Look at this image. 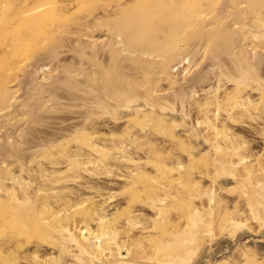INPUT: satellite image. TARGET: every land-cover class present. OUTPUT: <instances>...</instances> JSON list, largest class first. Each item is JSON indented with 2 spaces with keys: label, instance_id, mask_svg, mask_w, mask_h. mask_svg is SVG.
Returning a JSON list of instances; mask_svg holds the SVG:
<instances>
[{
  "label": "rangeland",
  "instance_id": "1",
  "mask_svg": "<svg viewBox=\"0 0 264 264\" xmlns=\"http://www.w3.org/2000/svg\"><path fill=\"white\" fill-rule=\"evenodd\" d=\"M233 1L0 0V264H264V36L219 44L264 0Z\"/></svg>",
  "mask_w": 264,
  "mask_h": 264
},
{
  "label": "bare ground",
  "instance_id": "2",
  "mask_svg": "<svg viewBox=\"0 0 264 264\" xmlns=\"http://www.w3.org/2000/svg\"><path fill=\"white\" fill-rule=\"evenodd\" d=\"M238 2H239L238 0H234L232 2L233 3V6H237L239 4ZM251 4H253V7L250 8L251 9L250 11H248L246 14H244L245 15V18H244V15L243 16L242 15H240V16H238V15L237 16H234V15L231 14L234 17L233 18L234 24L235 25H239V28L236 31L235 38H233V37L230 38V36H228V37L225 38L226 35H223L222 36L221 41H220L219 44L224 46L223 47V52H227V50H228V52H230L232 50L231 48H233V46H236L235 48H237L239 46L238 45V40L239 39L236 38V37H239L240 40H244V38H245L246 35H247V37H249L248 34H251V36H252L251 38L252 39H254V38L259 39L262 36H264V35H260V36L252 35L253 33H256V32H264V27H263L264 26V11L259 10L257 4H255L253 1L251 2ZM238 12H239V10H238ZM227 18H231V16L230 17L228 16ZM247 19L248 20L249 19L250 20L256 19V20L259 21L258 23H256L255 25H253V29H255L256 31H253V29L252 30L246 29V27H245V23L246 22L245 21ZM137 30H143L142 25L138 26V29ZM174 36H175V34H174ZM213 39L214 38L212 36L210 38V40L208 41V43H211V41H212L214 44H216V41L213 40ZM245 39H247V38H245ZM179 40H180L179 36H175L174 37V40L173 41H170V43H169L170 46H168V48L166 49V51L167 52L173 51L174 50L173 47L175 48V46L177 45V43L180 42ZM228 42H231L233 45H229V46L227 45L226 46V44ZM214 44H212L213 45L212 46L213 47L212 48V51L215 50ZM126 46H128L129 50H131V51H134V50H141L142 51L143 50V52L148 53V51H147V46H148L147 45V42H146V40L144 38H141V37L135 38L133 40H128L126 42ZM7 107H8L7 103L4 100H0V111L4 110Z\"/></svg>",
  "mask_w": 264,
  "mask_h": 264
}]
</instances>
